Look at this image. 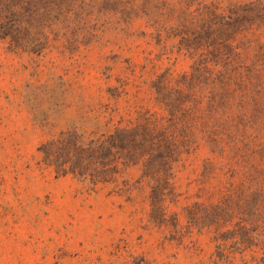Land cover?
Segmentation results:
<instances>
[{
    "label": "rangeland",
    "instance_id": "1",
    "mask_svg": "<svg viewBox=\"0 0 264 264\" xmlns=\"http://www.w3.org/2000/svg\"><path fill=\"white\" fill-rule=\"evenodd\" d=\"M135 1L37 0L40 42L0 37V264H264V0ZM227 21L232 52L199 28ZM228 63L253 89L214 113ZM171 113L187 146L159 171L117 159L92 184L42 159Z\"/></svg>",
    "mask_w": 264,
    "mask_h": 264
},
{
    "label": "trees",
    "instance_id": "2",
    "mask_svg": "<svg viewBox=\"0 0 264 264\" xmlns=\"http://www.w3.org/2000/svg\"><path fill=\"white\" fill-rule=\"evenodd\" d=\"M36 1L0 0L1 38H6L11 44L21 48L40 42L38 34L45 36L43 27L45 21H48L49 18L42 20L44 16L35 9ZM125 2L131 4L132 8L136 5L135 0H125ZM145 2L147 1L145 0ZM244 4L248 6L250 11L255 9L259 11L262 6L261 1H250ZM219 5H221V0H210L209 8L218 10ZM47 11L49 13V10ZM248 13L252 12L248 11ZM168 19H173V17H168ZM175 21L178 24L181 23L180 16H176ZM205 25L202 22L199 28L201 30L205 29L210 34L227 32L231 42H226L227 47L223 48L232 52L235 48V46H231L232 40L240 31L239 28L235 27V22L217 23L215 28H212L211 25L204 28ZM223 63L225 64L227 61ZM229 64H226L225 68L218 73L222 81H218L212 87L214 98L211 106L214 113H218L221 109L230 110L235 104L238 107L240 106L239 103H235L234 92L237 88H231L232 82L239 79L238 86L243 84L241 90L244 95L239 100H243L245 94L253 89L252 85L254 84L250 76H244L236 68H230ZM171 115L170 125L166 127L159 125L157 121L145 119L143 122H136L132 126L116 128L112 134L103 138L85 141L81 135H73L71 138L61 136L42 144L40 147L43 155L42 159L48 165H53L56 170L67 173L66 169L68 168L74 175L80 176L82 180L89 179L92 184L102 181L107 174V170L114 166L113 162L117 159L130 162L142 161L143 169L146 168V171L150 169L159 171L161 166L167 165L169 167L173 154L186 145L184 140L179 142L176 138L174 133L180 122L175 114L171 113ZM174 118L177 119V122H174ZM170 126L172 131L169 130ZM219 259L226 260L227 256L220 254Z\"/></svg>",
    "mask_w": 264,
    "mask_h": 264
}]
</instances>
